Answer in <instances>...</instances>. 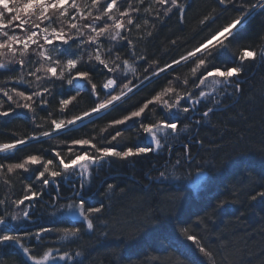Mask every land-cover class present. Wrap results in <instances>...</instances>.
<instances>
[{"label":"snow or ice","instance_id":"snow-or-ice-1","mask_svg":"<svg viewBox=\"0 0 264 264\" xmlns=\"http://www.w3.org/2000/svg\"><path fill=\"white\" fill-rule=\"evenodd\" d=\"M217 3L225 8L230 5L237 14L210 32L198 46L161 66L158 60H149L146 55L137 53L131 33L136 30L142 33L140 38L143 39L146 28L156 27L155 23L150 24V19L162 21L173 10L183 17V0H150L146 6L145 0H0V76L4 77L0 81V95L8 102L5 110V101L0 99V118H10L13 114L21 118L33 113L35 122L36 107L47 105V96L52 94V86L57 81L61 83V88L65 82L70 86L61 95L76 91L75 96L59 101L61 113L86 87L94 97V104L89 109L70 118L65 115L51 119L49 130L14 138L10 142H0V180L3 184L11 190L13 177L21 172L29 174L26 177L29 180L34 175L35 181L40 184L37 188L35 182L26 183L21 195L0 198V245L17 246L27 258V264H49L54 258L65 264H80L75 260L81 255L79 251L72 253L48 247L42 255H38L33 252L29 242L34 240L39 245L45 240L46 234L57 232L53 244L67 242L71 245L82 235L93 232L94 220L104 208L103 203L91 206L85 199V192L90 187L95 171L110 161H128L130 158L159 152L165 147L171 151L169 139L180 135L181 125L185 129L189 126L183 123L184 120L200 125L208 120L224 98L230 96L227 91L229 88L240 91V75L244 72L245 61L259 60L264 63V47L259 51L255 48L238 51L239 63L231 67L227 66V62L217 63V60L228 51L236 33L246 22L258 14V10L264 12V0H217ZM141 16L144 17L142 23L138 22ZM216 18L215 15H206L201 24L214 23ZM152 34V30L146 32L148 37ZM106 42L111 46L106 48ZM175 43L172 41V44ZM123 48L128 50L126 59L120 54ZM141 61L144 62L142 76L138 75L136 66ZM188 62H194L190 69L193 77L191 87L187 78L181 81L179 76H175L174 80L183 85V91L169 80L168 86L132 110L123 109L126 114L109 121L108 127L115 129L114 133L101 136L99 141L94 135L71 139L66 153L53 148L50 151L54 154L49 159L38 154H30L20 160L12 159L18 146L71 132L85 120L92 123L93 115L99 117L124 104L153 79L174 71V65ZM82 63L89 65L87 70L78 67ZM99 66L107 70L104 73L107 78L98 88L93 82L92 73ZM233 77L236 79L233 80ZM202 105L204 110L200 111ZM17 109L27 112H18ZM157 109L163 113L162 116H156ZM149 112L156 119L149 120ZM119 126L135 127L138 142L125 143L124 129ZM105 131L107 128L102 129V132ZM143 138H147L148 143L140 142ZM184 149L183 161L177 158L174 164L166 162L173 169L172 175L168 174L167 167L159 172L161 182L171 179L179 181L178 190L198 188L208 179L203 166L196 165L193 182L192 173L188 170L195 164V159L187 144ZM35 165L40 167L33 168ZM179 169L185 170L183 175H175ZM261 175L264 176V173ZM62 183L69 185L71 196L60 195ZM261 187H264V183ZM47 188L53 189L55 193L51 196L52 201H68L60 206L59 211L72 215L82 226L62 229L39 226L31 230L34 207L47 194L44 191ZM107 188L115 190L112 184H108ZM258 198L264 201V191H258L250 197L252 201ZM228 203L227 200H221L217 209H225ZM173 237L170 247L178 253L176 264H185L188 259L191 264H217L213 251L187 226L181 227L178 234L174 232ZM57 251L61 254L54 257ZM181 256L184 259H180Z\"/></svg>","mask_w":264,"mask_h":264},{"label":"trees","instance_id":"trees-1","mask_svg":"<svg viewBox=\"0 0 264 264\" xmlns=\"http://www.w3.org/2000/svg\"><path fill=\"white\" fill-rule=\"evenodd\" d=\"M149 2L150 0H145V6ZM183 3L185 4L183 17L173 10V13L162 21L150 19V24L155 23L156 27L146 28L143 39L140 38L142 33L133 30L131 38L138 54L146 55L149 60H158L163 66L164 63L170 62L173 58L178 59L180 55L198 46L210 32L215 31L237 14L230 5L227 8L219 6L217 0H183ZM124 6L126 7L127 4L124 3ZM206 15H215L217 18L214 23L208 22L202 25L201 20ZM143 18L141 16L138 22L142 23ZM148 30L153 32L151 37L146 35ZM172 41L176 43L172 44ZM110 46L108 42L105 43L106 48ZM262 47H264V12L258 10V14L236 33L228 51L219 57L217 63L223 61L227 62L229 67L234 66L235 63H239L238 51L245 48H255L259 51ZM120 54L122 58H128L126 48L121 49ZM84 60H87V55L84 56ZM136 66L138 75L142 76L144 62L141 61ZM192 66L194 62L182 63L175 67L174 71L161 74L124 104L99 117L91 118L92 123L86 120L71 132H63L59 136L53 135L50 139L18 146L12 159L20 160L30 154L42 155L45 159L52 158L54 153L50 150L55 148L66 153L71 139L94 135L99 141L101 136L114 133L115 129L108 127L109 121L126 114L123 109L132 110L134 106H138L146 98L168 86L169 80L183 91V85L174 80L175 76H179L181 81L187 78L191 87ZM78 67L87 70L89 65L82 63ZM256 67L258 70L254 72ZM106 72V69L99 66L92 73L93 82L98 88L107 78L104 74ZM240 77L247 79L240 83V95L229 88L227 91L230 96L224 98L220 105H231L223 111L210 114L208 120L201 123L202 131L198 136L193 137L194 125L184 120L183 123L188 124V128L185 129L181 125L180 135L168 141V143H187L193 151L197 149L198 144L202 147L200 156L188 170L193 174L197 171L196 165H201L208 177L197 190L193 191L190 188L178 190L180 182L174 179L150 183L149 178L152 176L154 178L153 174L159 175V172L164 171L166 167L169 175L173 173V169L168 165L163 170L155 169L161 165L162 160H166L167 147L161 149L157 155L149 153L146 156L130 158L128 161H110L96 171L97 173L102 170L100 180L107 169L111 171L113 174L107 182L100 184V180L98 181L94 174L92 184L96 186L92 191H86L88 194L85 193V197L95 193L91 196V206H99L101 203L104 205L98 218L106 223L100 234H107L105 239L97 235L96 230L101 228L95 227L94 234L92 232L85 234L76 243L58 246V249L72 253L79 251L81 255L75 257V260L80 264H176L178 253L170 247V243L174 238L173 233L178 234L181 227L187 226L213 251L217 264H264V201L259 198L256 201L250 199L256 192L264 191V187H261L264 183V176L261 175L264 173V63H260L259 60L245 61V69ZM2 80L4 77L0 76V81ZM69 88L66 82L61 88V83L57 81L55 86H52V94L47 96V105L36 107L35 122L33 113H27L26 117L21 118H16L15 114L10 118H0V142H10L14 138L49 130L51 119H59L65 115L70 118L93 106L94 97L89 94L86 87L85 90L80 91L76 100L69 104L65 112L61 113L59 101L76 95L75 90L65 95L60 94ZM0 99L5 101L6 110L8 108L6 98L0 95ZM17 111L27 112L21 109ZM159 112L160 110L157 109L156 116H162L163 113ZM156 116L149 112L148 119L154 120ZM197 118H199L198 114ZM36 125L43 127L37 128ZM119 127L124 129L125 143L138 142L135 127ZM105 128L107 131L102 132ZM144 141L145 138L140 142ZM178 149L174 155L175 160L180 158L183 161L185 149L183 146H179ZM175 160L172 161L173 164ZM184 171V169L176 170L175 175H183ZM28 175L21 172L13 177L11 190L0 180V198L21 195L23 185L26 183L35 182L36 187L39 188L40 184L39 181H35V176L32 175L29 180L26 178ZM108 175L107 173L106 177ZM112 177L118 187L105 199L103 191L108 190L107 185L112 183ZM44 191L47 194L34 207L33 217L38 219L36 221L38 223L31 225L33 231L40 226L41 221L45 220L47 211L52 209L51 206L55 203L51 200V196L55 195L53 189L47 188ZM181 197H186L183 203L172 202ZM221 200L230 202L223 210L217 209V204ZM65 201L67 200L61 199L56 205ZM39 215L42 219H39ZM59 223L63 225H59L58 229L80 224L78 220L70 219ZM49 237L45 236L44 241ZM29 245L38 255H42L52 246L48 243L35 245L34 241H30ZM0 249V264H27L24 255L12 244L0 245ZM56 254L59 256L61 252ZM180 259L184 257L181 256ZM185 264H191V260H185Z\"/></svg>","mask_w":264,"mask_h":264},{"label":"bare ground","instance_id":"bare-ground-1","mask_svg":"<svg viewBox=\"0 0 264 264\" xmlns=\"http://www.w3.org/2000/svg\"><path fill=\"white\" fill-rule=\"evenodd\" d=\"M199 55V54H198ZM174 68L175 67H177V66H173ZM258 70V67H256L255 68V70H254V72H256ZM157 79V78H156ZM233 79L235 80L236 78L235 77H233ZM155 79H153V81H154ZM240 80L241 81H245V80H247L246 78H242V77H240ZM238 94L240 95V91L238 92ZM131 97H133V95L131 96ZM231 105V104H230ZM230 105H226V106H221V105H219V106H216V111H223V110H225V109H227ZM117 108V107H116ZM116 108H113V109H116ZM111 110V109H110ZM201 111H203L204 110V106L202 105L201 106V109H200ZM160 114L162 113L161 111L159 112ZM103 115V114H102ZM163 115V114H162ZM94 116H96V115H93L92 116V118L94 117ZM121 117V116H120ZM119 117V118H120ZM86 121V120H85ZM189 123H190V121H189ZM192 123V122H191ZM193 125H194V130H195V133H194V135H193V137H195L196 135L198 136L199 135V133H201V131H202V128L201 127H199V126H196L194 123H192ZM121 127H124V126H121ZM142 143H148V140H147V138H145V141L144 142H142ZM194 143H196V142H194ZM185 144H187V143H183L182 145H183V147H184V145ZM188 145V144H187ZM199 146L197 147V149L196 150H190V148L188 147V150H189V152H190V154H191V156L192 157H194V159L195 160H197L198 159V157L200 156V154H201V151H202V147H200V144H198ZM179 149H178V147H176V148H174V149H172L171 148V151H169L168 149H167V158H166V160L164 161V160H162V162H161V165L160 166H157L158 167V169H160V170H163V168H165L166 166H167V163L166 162H168V161H174L175 160V158L176 157H174V155H175V153H176V151H178ZM159 152H161V150L159 151ZM159 152H153L155 155H157ZM107 165V163L105 164V166ZM101 173H102V170L101 171H99V172H97L96 173V171L93 173V178H94V174H96L95 175V178L99 181L100 180V177H101ZM107 173L108 172H106L105 171V173H104V176L102 177V179L100 180V182H102L104 179H105V177H106V175H107ZM109 174V173H108ZM149 174V173H148ZM148 174H146V176L148 175ZM109 176V175H108ZM93 178H92V181H91V184H90V187L86 190V191H92L94 188H95V186H96V184H92V182H93ZM112 179V183H110V184H112V185H114L115 186V190H117V187H118V185H117V182H115L114 181V179H113V177L111 178ZM108 180V179H107ZM107 180L105 181V182H107ZM149 181H150V183H152V182H159L160 181V179H159V176H157V177H155L154 176V178H153V176L152 177H150L149 178ZM104 182V183H105ZM119 184V183H118ZM114 190V191H115ZM110 191V193H112V190H109ZM68 196H71V194L70 195H62V197H68ZM85 199H86V201H87V203L89 204V205H91V196H86L85 197ZM62 200H66V199H62ZM57 204V201H55V203H54V205H56ZM53 205V206H54ZM37 219V218H36ZM39 219H42V216L41 215H39ZM63 220H66L65 218H62V219H58V220H55V221H53L52 223H50V222H48L45 226L46 227H50V228H53V229H58V227H59V225L61 226V225H63V224H61V223H59L58 224V222L59 221H63ZM37 223V222H36ZM35 224V223H34ZM50 224V225H49ZM79 226H82L81 224H79ZM34 228V227H33ZM32 228V229H33ZM85 235V234H84ZM84 235H82V237L84 236ZM49 239V238H48ZM1 250V249H0Z\"/></svg>","mask_w":264,"mask_h":264},{"label":"rangeland","instance_id":"rangeland-1","mask_svg":"<svg viewBox=\"0 0 264 264\" xmlns=\"http://www.w3.org/2000/svg\"><path fill=\"white\" fill-rule=\"evenodd\" d=\"M201 125V124H200ZM200 125H198L199 127H200ZM169 145H171V148L172 149H174V148H176V147H179V146H183L181 143H175V142H173V143H168ZM168 149V148H167ZM169 150V149H168ZM192 180H193V182L195 181V172L192 174ZM187 179V178H186ZM190 189H192L193 191H195V190H197V188H190ZM102 195V194H101ZM111 194H110V191H109V189L108 190H104L103 191V196H104V198L105 199H107L109 196H110ZM100 196V195H99ZM175 200V199H174ZM172 200V202H177V203H183L185 200H186V197H181V199H179V200ZM66 203H68V201H65V202H62V203H59L58 205H54V206H51V208L52 209H50L49 211H47V215H46V218H45V220L44 221H41V223H39L40 224V226H42V225H46L48 222H53V221H55V220H58V219H62V218H65V219H70V220H78V219H76V218H74L72 215H70V214H66V213H61V211H59V209H60V206L61 205H64V204H66ZM51 204H53V202L51 203ZM98 215L99 214H97V218L94 220V224H95V227H100L101 229L99 230H96V231H98V233H97V235H100L101 234V231L104 229V227H106V223H104V222H102L101 221V218H100V220H99V218H98ZM44 216H45V214H44ZM48 221V222H47ZM79 221V220H78ZM80 222V221H79ZM38 223V222H37ZM38 224V225H39ZM95 231V232H96ZM95 232H92L93 234L95 233ZM60 234H62V233H60ZM107 235V234H106ZM106 235L105 234H102V235H100V237L102 238V239H105V237H106ZM45 236H50L49 237V239H47L46 241H42L39 245H41L42 243H45V244H51L52 246L51 247H53L54 249H58V246H64V245H66V244H68L67 242H58V243H55V244H53L52 243V241L53 240H55L56 239V236H57V232H53L51 235H48V234H46ZM81 239V238H80ZM34 241V240H33ZM35 242V241H34ZM30 243V242H29ZM35 245H37L36 244V242H35ZM14 247H17V246H15V245H13ZM18 248V247H17ZM18 250L22 253V251L18 248ZM56 253H59L58 251L57 252H54V257H57L58 256V254H56ZM22 255H23V253H22ZM25 257V256H24ZM26 261H27V258L25 257L24 258ZM63 261H61V260H59V259H52L50 262H49V264H58V263H62Z\"/></svg>","mask_w":264,"mask_h":264},{"label":"flooded vegetation","instance_id":"flooded-vegetation-1","mask_svg":"<svg viewBox=\"0 0 264 264\" xmlns=\"http://www.w3.org/2000/svg\"><path fill=\"white\" fill-rule=\"evenodd\" d=\"M155 169H156V171L159 170L158 167H156ZM113 170H114V169H113ZM106 172L109 173V176H108V177H105V179H104L102 182H100V184H104V182H105L107 179L110 178V175L113 174V173H111V171H108V169H107ZM153 175H154L155 177L159 176V175H156V174H153ZM87 192H88V191H87ZM87 192H85V193L88 194ZM69 194H72L69 185H67V184H65V183H62V184H61V188H60V195L62 196V195H69ZM94 194H95V193H93V194H91V195H87V196H92V195H94ZM91 198H92V197H91ZM32 219H33L34 223H36V221L38 220V219H36V217H32ZM34 223H33V224H34Z\"/></svg>","mask_w":264,"mask_h":264}]
</instances>
